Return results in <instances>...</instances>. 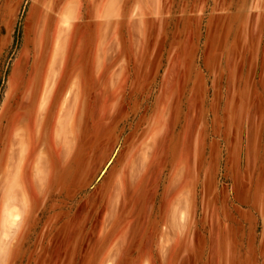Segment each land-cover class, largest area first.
Listing matches in <instances>:
<instances>
[{"label":"crops","instance_id":"0c3cea01","mask_svg":"<svg viewBox=\"0 0 264 264\" xmlns=\"http://www.w3.org/2000/svg\"><path fill=\"white\" fill-rule=\"evenodd\" d=\"M1 79L0 264H15L29 207L23 194L18 214L16 192L26 190L24 160L33 138L47 135V112H57L55 136L66 134L96 94L100 108L144 112L125 137L111 216L156 191L148 205L166 220L154 232L152 264H264V195L254 204L239 185L222 186L223 203L208 204L220 187L217 167L203 163L207 140L212 151L220 147L208 129L215 112L264 92V0H0ZM149 164L153 183L162 170L170 175L160 193L156 184L142 189ZM243 218L253 222L249 247L219 228H245Z\"/></svg>","mask_w":264,"mask_h":264},{"label":"rangeland","instance_id":"374dc122","mask_svg":"<svg viewBox=\"0 0 264 264\" xmlns=\"http://www.w3.org/2000/svg\"><path fill=\"white\" fill-rule=\"evenodd\" d=\"M240 64L244 67L243 62ZM242 72L246 75V68ZM3 87L1 79L0 99ZM95 98L96 104L86 101L75 112L73 130L55 136L57 112L51 110L47 112V135L42 134L41 143L33 138L31 157L24 160V168L29 171L25 176L26 190L16 192L18 214L24 211L23 194L29 207L18 225L15 264L153 263L155 233L166 218H156L155 208L148 205L155 199L156 191L148 190L156 184L160 193L170 175L162 170L153 183L150 162L144 171L147 175L144 173L140 179L142 189L148 191L144 195L146 201L137 206L131 202L126 207L121 205L111 216L115 190L122 176L125 137L144 112L136 117L137 112L100 108L103 95L96 94ZM241 99L243 104L237 109L224 106L211 118L215 125L208 128L209 134L214 135L216 128L220 147L217 145L212 151L211 141L207 140L203 163L209 171L217 167L220 190L209 192L208 204L217 198L223 203L226 193L222 186L231 189L239 185L243 199H253L254 194V204H260L264 195V92L257 88L254 94ZM90 100L94 101L93 96ZM121 118L126 120L122 124ZM211 139L215 140L213 136ZM41 146L46 147L42 150L44 158L38 160L34 155ZM36 171L42 175L36 176ZM252 223V218H243L239 225L245 228L236 230L229 222L219 228L229 231L234 239L242 238L247 247ZM205 225L209 232L208 224ZM255 227L259 232L258 222ZM219 228L215 225L213 231L216 233Z\"/></svg>","mask_w":264,"mask_h":264},{"label":"bare ground","instance_id":"6f19581e","mask_svg":"<svg viewBox=\"0 0 264 264\" xmlns=\"http://www.w3.org/2000/svg\"><path fill=\"white\" fill-rule=\"evenodd\" d=\"M138 8V7H137ZM136 8V9H137ZM62 13V12H61ZM62 16V15H61ZM61 18V17H60ZM41 42V41H40ZM56 48L57 47H55V46H53L52 47V52H51V55L55 52V50H56ZM39 51H41V50H39ZM50 80V71H49V74H48V81ZM70 91V90H69ZM68 91V92H69ZM66 95V94H65ZM60 112V111H59ZM36 113V112H35ZM27 122V121H26ZM26 124V123H25ZM35 156V159L37 158V156H38V152L34 155ZM25 187V186H24ZM185 190V189H184ZM27 194V193H26ZM178 197V196H177ZM16 217L18 218V215H16ZM160 243V242H159ZM113 247V246H112Z\"/></svg>","mask_w":264,"mask_h":264}]
</instances>
